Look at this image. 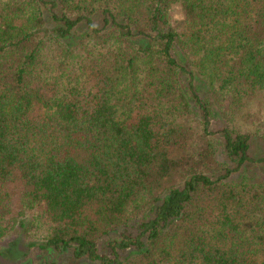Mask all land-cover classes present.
<instances>
[{
  "label": "trees",
  "instance_id": "16d2710c",
  "mask_svg": "<svg viewBox=\"0 0 264 264\" xmlns=\"http://www.w3.org/2000/svg\"><path fill=\"white\" fill-rule=\"evenodd\" d=\"M252 101L264 0H0V264H264Z\"/></svg>",
  "mask_w": 264,
  "mask_h": 264
},
{
  "label": "rangeland",
  "instance_id": "374dc122",
  "mask_svg": "<svg viewBox=\"0 0 264 264\" xmlns=\"http://www.w3.org/2000/svg\"><path fill=\"white\" fill-rule=\"evenodd\" d=\"M181 15L179 8H175L173 17L175 15ZM175 21L176 23L181 22ZM259 102H250L243 109V113L239 116L235 128L240 133L249 135V154L251 157H264V103L263 105ZM219 123L214 125V130L219 128ZM222 126V125H221ZM219 161L224 160L225 156L220 151L216 155ZM259 173L261 171L259 170ZM259 175V174H258Z\"/></svg>",
  "mask_w": 264,
  "mask_h": 264
},
{
  "label": "clouds",
  "instance_id": "9594fccd",
  "mask_svg": "<svg viewBox=\"0 0 264 264\" xmlns=\"http://www.w3.org/2000/svg\"><path fill=\"white\" fill-rule=\"evenodd\" d=\"M177 7H179V6H177ZM173 19H174L175 21H180V20L183 19V17H182L181 15L177 14V15H175V16L173 17Z\"/></svg>",
  "mask_w": 264,
  "mask_h": 264
}]
</instances>
